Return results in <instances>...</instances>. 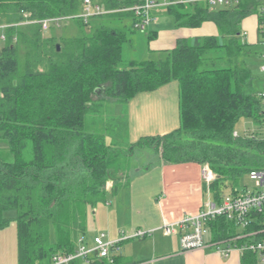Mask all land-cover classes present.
<instances>
[{
    "label": "trees",
    "instance_id": "trees-1",
    "mask_svg": "<svg viewBox=\"0 0 264 264\" xmlns=\"http://www.w3.org/2000/svg\"><path fill=\"white\" fill-rule=\"evenodd\" d=\"M82 1L0 0V26H5L0 140L13 156L12 161L0 157V229L11 220L3 214L13 212L17 264H50L55 254L73 253L77 218L84 220L87 207L104 203L116 191L122 152L111 137L122 138L127 125L107 122L102 132L86 130V118L103 114L106 103L127 104L137 94L176 82L178 128L141 139L128 153L148 147L164 164L208 165L216 176L209 187L214 200L228 187L235 193L243 177L264 168L263 132L233 136L241 119L263 128L262 89H256L246 63L248 45L239 40L243 19L255 14L260 22L261 0H233L219 8L169 0L174 3L165 7L166 14L177 28L211 22L219 35L178 39L155 60L126 63L123 46L137 31L129 9L140 0H93L106 13L90 26L74 20L86 33L67 38L54 35L58 27L42 33L38 24H24L75 16ZM148 34L147 40L153 39L155 33ZM208 229L213 241L239 233L222 217ZM243 258L257 261L250 252ZM115 263L114 257L112 263L94 259L89 264Z\"/></svg>",
    "mask_w": 264,
    "mask_h": 264
},
{
    "label": "crops",
    "instance_id": "crops-1",
    "mask_svg": "<svg viewBox=\"0 0 264 264\" xmlns=\"http://www.w3.org/2000/svg\"><path fill=\"white\" fill-rule=\"evenodd\" d=\"M194 1L205 2V0ZM155 15L158 18L157 23L151 25L150 29L144 32L147 42L146 52L149 56L153 53L173 49L178 39L190 40L219 35L217 27L211 22H205L194 29L177 28L171 23L160 24L164 16L162 11L156 10ZM3 32L4 28H1L0 35H4ZM240 32L239 40L248 45L249 56L245 59L250 63V67H248L255 78V87L262 89L264 85V75L260 71L262 47L259 42L258 19L255 14L243 19ZM148 33H155L153 39L147 40ZM251 64L254 67L258 64V67L251 69ZM127 106L129 107V126L132 123L135 128L138 126L141 130V126L146 125L148 129L145 128V131L151 133L146 135L163 136L176 130L179 126L178 85L176 82L166 84L152 92L137 94L127 103ZM149 125L152 127H148ZM237 134L239 135V133ZM158 166L160 179L157 180V183L160 185V192L158 195L156 194L155 200V193L149 192V197L146 196L149 190L148 186H150V182L147 181L150 173L148 168L143 175L142 184L145 182V186L136 189L135 198L132 192L134 185L117 197L115 202H122L124 210L121 219L117 210L113 215L107 217L109 226L106 227V233L102 232L105 234V240L113 242L127 238L121 242L120 252L115 254V264H259L253 258L244 259L243 254L236 250L231 251L227 258L221 257L213 244L216 241L212 240L210 232L205 237L204 248L185 252L180 250L178 236L163 235L160 231L163 224L175 223L185 216L197 214L206 198V192L201 178V165L196 163L169 165L160 160ZM114 193L116 191L110 194ZM142 205H144L145 214L142 213ZM104 214L108 215L106 212ZM132 214L136 216L143 214L144 219L137 221L136 216L132 217ZM112 217L119 221L115 226L110 223ZM136 231L153 232L141 239L130 238ZM97 235V233L89 232L85 236H80V232L77 230L76 233H73L75 248L79 246L80 238H83L84 242L91 246L93 237Z\"/></svg>",
    "mask_w": 264,
    "mask_h": 264
},
{
    "label": "built area",
    "instance_id": "built-area-1",
    "mask_svg": "<svg viewBox=\"0 0 264 264\" xmlns=\"http://www.w3.org/2000/svg\"><path fill=\"white\" fill-rule=\"evenodd\" d=\"M233 0H205L211 7L229 6ZM166 0H140L139 3L129 10L134 13V29L139 32H146L149 27L157 23L158 18L155 11L173 4ZM100 5L93 0H83L79 14L69 17L51 18L40 21H28L24 24H38L42 33H47L52 27H59L65 22L80 20L90 26L94 17L105 14ZM26 17V15H25ZM260 22L258 23L259 42L262 47L260 55V71L264 75V0H261ZM5 28V26H0ZM5 40L0 35V41ZM264 77V76H263ZM262 103L263 136H264V85L259 93ZM237 137L236 132L233 133ZM254 182L255 191L229 193L222 195L219 200L211 196L210 185L215 181L216 176L208 165H202L201 178L206 187V198L197 214L185 216L175 223H165L160 231L165 236H178L180 250L182 252L202 249L205 247V237L209 234L208 223L222 217L227 221L235 223L239 233L233 237L219 240L213 244L223 258H227L231 251L236 250L241 254L250 252L256 255L257 263L264 264V168L251 171L248 174ZM153 231H136L130 236L132 239H141L151 235ZM122 238L117 241H106L105 234L100 233L93 237L92 245L87 246L83 238L78 240V247L71 254H55L50 264H72L81 262L89 264L94 259H104L109 263L113 262L115 254L120 252ZM242 242V243H241Z\"/></svg>",
    "mask_w": 264,
    "mask_h": 264
},
{
    "label": "rangeland",
    "instance_id": "rangeland-1",
    "mask_svg": "<svg viewBox=\"0 0 264 264\" xmlns=\"http://www.w3.org/2000/svg\"><path fill=\"white\" fill-rule=\"evenodd\" d=\"M219 7L220 6H216V8ZM158 11H162V15H164V18L162 17L161 19V25L171 23L172 26H174L172 19L166 14L165 8H161ZM126 23L129 24V22ZM53 32L54 35H56L57 37L64 36L67 38L70 36L81 34L83 32L86 33V29H84L83 27H78V25L74 21H69L63 23L59 28H56ZM145 35L146 33L139 31H135L134 33L129 35L132 41L130 42V44H125L122 49V59L125 63L131 60H155L160 57L159 53H153L150 54V56L149 54H147V42ZM1 46L2 42L0 41V47ZM246 63L247 66L250 67V63L247 60ZM256 67H258V64H256ZM256 67L251 64V69H256ZM104 109V113L101 114L102 116L98 115L97 117L93 116L86 118V130L89 132H102V127L107 122L111 123L112 125H119L120 122H125V124L127 125V130L125 133L123 131V137L119 139H114L111 137V143H113L115 148L122 152V155H120L119 161L116 165V168L119 169V172L121 173L122 177L118 178V180L115 182L118 186L116 189V193L111 195L112 193L109 192L104 203H99L95 207H87L84 220L77 218L73 233H76V231L78 230L80 232V236H85V234L89 232H93V234H99L102 232L106 233V227L109 226L107 222V217L113 215L116 210L119 213V217L121 219V214L124 210L122 202H115L116 199H118L117 197L125 193L129 188L131 189L132 185H134L132 192L133 197L135 198L137 192L136 189L138 187L142 188L143 186H145V182L144 184H142V181L144 179L143 175H145V172L148 170V168L150 169V173L148 174L149 178L147 181L150 182V186H148L149 190L146 196L149 197V192L155 193V200L156 196L160 192V185L157 183V180L160 179V170L158 168V165L160 164L159 154L153 148L148 147H135L132 153H128L129 148H131L133 144L138 143L139 140L144 139L146 137H155V135H146L151 134L147 133L148 131H145V128H147L146 125H142L141 130L138 126H136L135 128L132 123L129 126V107L127 106V104L122 105L114 102H109L105 104ZM148 127H152V125H149ZM235 131L239 133V136L244 135L246 131H256L260 134L263 132L261 129H258V127L249 119L239 120V122L235 126ZM107 136L108 135L106 134V137ZM0 157L5 161L13 160V156L8 150L7 143L3 140H0ZM235 190L238 192L246 191L248 193H252L255 191L254 182L250 180L247 175L240 180L239 186ZM229 193V187L223 191V195H228ZM154 200L153 202H155ZM148 208H150L149 205ZM141 209L142 213L145 214L144 205H142ZM150 211L151 209L149 210V212ZM104 212L108 213V215L104 214ZM143 214L141 216H136L135 214H132V217H134L135 215L136 220L139 221V219H144ZM3 217L9 218L11 220L5 228L0 229V264H17L16 224L13 220L14 213L5 212L3 214ZM113 218L114 217H112L110 223L115 226L119 223V221ZM80 226L83 227L84 230ZM120 230L122 231V229ZM86 245L89 246L88 244Z\"/></svg>",
    "mask_w": 264,
    "mask_h": 264
},
{
    "label": "water",
    "instance_id": "water-1",
    "mask_svg": "<svg viewBox=\"0 0 264 264\" xmlns=\"http://www.w3.org/2000/svg\"><path fill=\"white\" fill-rule=\"evenodd\" d=\"M60 47L59 45H56V50L59 51Z\"/></svg>",
    "mask_w": 264,
    "mask_h": 264
}]
</instances>
